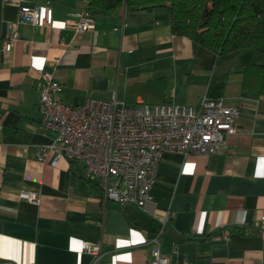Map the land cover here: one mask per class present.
<instances>
[{
	"label": "crops",
	"instance_id": "obj_1",
	"mask_svg": "<svg viewBox=\"0 0 264 264\" xmlns=\"http://www.w3.org/2000/svg\"><path fill=\"white\" fill-rule=\"evenodd\" d=\"M47 1L49 17L21 24L0 60V264H92L84 239L102 243V264H142L168 211L161 249L169 264H264V94L243 86L245 64H264V51L219 55L174 34L165 7L108 12L89 0H24ZM0 6L7 37L19 6ZM86 11L94 26L76 28ZM43 71L74 104L89 96L197 106L206 96L223 98L239 106V130L222 152L166 151L144 207L105 199L81 161L62 156L53 165L51 150L37 157L55 138L39 123L35 82ZM27 190H37L38 201Z\"/></svg>",
	"mask_w": 264,
	"mask_h": 264
},
{
	"label": "built area",
	"instance_id": "obj_2",
	"mask_svg": "<svg viewBox=\"0 0 264 264\" xmlns=\"http://www.w3.org/2000/svg\"><path fill=\"white\" fill-rule=\"evenodd\" d=\"M19 6L18 18L12 32L0 47V60L19 36V26L40 24L52 13L50 1L29 5L24 0H5ZM78 29L94 26V18L86 11L75 23ZM40 94V126L55 133L48 146L39 148L37 157L56 165L62 156L81 161L85 175L101 190L105 199L133 203L144 207L152 200V187L158 164L166 151L185 154H214L224 151L228 136L239 130V106L223 98L204 97L200 104L188 105L175 101L160 103H121L117 98L102 99L89 96L83 104L62 98V84L52 72L43 71L35 82ZM30 201H38L37 190H27ZM168 211L158 218L151 257L142 264H169L161 249L162 235L170 219ZM258 224L264 229V213ZM228 237L229 231L222 234ZM82 250L93 256L92 264H102L104 251L101 242L84 239Z\"/></svg>",
	"mask_w": 264,
	"mask_h": 264
},
{
	"label": "trees",
	"instance_id": "obj_3",
	"mask_svg": "<svg viewBox=\"0 0 264 264\" xmlns=\"http://www.w3.org/2000/svg\"><path fill=\"white\" fill-rule=\"evenodd\" d=\"M125 5L147 10L167 8L174 34L187 36L219 55L243 48L264 51V0H89L90 8L108 12ZM4 39L0 6V47ZM243 86L264 94V64H245Z\"/></svg>",
	"mask_w": 264,
	"mask_h": 264
}]
</instances>
